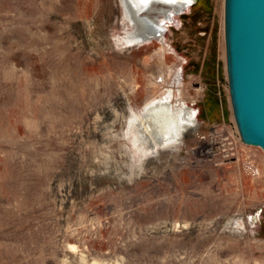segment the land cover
I'll return each instance as SVG.
<instances>
[{
	"label": "rangeland",
	"instance_id": "1",
	"mask_svg": "<svg viewBox=\"0 0 264 264\" xmlns=\"http://www.w3.org/2000/svg\"><path fill=\"white\" fill-rule=\"evenodd\" d=\"M181 11H153L168 64L129 42L121 0H0V264H264L263 151L194 153L235 124L224 0ZM149 92L193 118L145 153L130 124Z\"/></svg>",
	"mask_w": 264,
	"mask_h": 264
},
{
	"label": "water",
	"instance_id": "2",
	"mask_svg": "<svg viewBox=\"0 0 264 264\" xmlns=\"http://www.w3.org/2000/svg\"><path fill=\"white\" fill-rule=\"evenodd\" d=\"M149 1L138 16L149 12L155 0ZM154 27L151 33L159 37ZM224 41L229 98L239 137L244 145L264 153V0H224Z\"/></svg>",
	"mask_w": 264,
	"mask_h": 264
},
{
	"label": "bare ground",
	"instance_id": "3",
	"mask_svg": "<svg viewBox=\"0 0 264 264\" xmlns=\"http://www.w3.org/2000/svg\"><path fill=\"white\" fill-rule=\"evenodd\" d=\"M157 1L164 3V5L168 4L165 6L167 11L166 10L164 11L165 9L164 7L154 8V5H156L154 3L153 6L150 4L151 7L153 8H151L149 12H145L141 14V16H138L140 11L149 5L150 2L149 0H147V2H145V0H121L125 12L126 21L128 25L131 26V31L128 36L129 42L136 44L138 47L141 44L145 45V43L148 46L151 44L153 46V44L159 42L162 45V47L159 46L160 48L159 51L161 52L160 54L164 52L165 59L166 61L168 59L167 62L169 64L172 62L167 55L170 54V52H165L166 51L165 48H169V46L165 42V34L167 32L166 31L167 27H165V25L161 20L156 21V14H155L156 12L153 11L156 10H160L161 12L163 11L166 14L165 21H169L172 19L171 17L173 14H176L179 11L185 10L188 7H190V4L191 2H193V0H157ZM157 1L155 0L154 2ZM149 25H151V27ZM153 25L158 27L159 29L158 32L160 34L159 37L153 34V32L151 33V31H153L156 28ZM170 26H172V23L170 24ZM152 48L153 47H151V49ZM169 56L171 57V55ZM149 62H147L148 65L150 64ZM139 79L140 81L138 82L141 85H143L144 82H142L141 78ZM154 91L152 92L154 93ZM145 92L146 90H142L138 92L139 93L138 100L141 101L145 98V96L147 95L146 93L148 91L146 93ZM149 94L150 97L152 93L149 92ZM180 96H182V93H180ZM176 97L177 96L175 92H170L168 95L165 94V96L152 97L146 100V102L144 101L145 103H143L139 108L132 109L134 117L131 122L132 124L130 125H132L131 134L133 135V138L135 140V141L133 140V142H135V145H138V147L141 148L143 152L147 153L149 150H152V152H154L153 151L154 149L156 151L159 150L160 149L159 147L164 142L171 140V139L163 138L166 134L173 135L179 127L181 126L183 127L185 126V123H189L192 121L193 117L190 118V114L187 107H177V108L174 107L173 101ZM129 127L128 129H130ZM151 139L153 140V143L146 145L145 142Z\"/></svg>",
	"mask_w": 264,
	"mask_h": 264
},
{
	"label": "built area",
	"instance_id": "4",
	"mask_svg": "<svg viewBox=\"0 0 264 264\" xmlns=\"http://www.w3.org/2000/svg\"><path fill=\"white\" fill-rule=\"evenodd\" d=\"M243 145L236 125L221 123L210 129L202 144L194 149V153L202 162L220 166L232 160H238ZM245 169L253 178L261 176L260 168L251 160L245 162Z\"/></svg>",
	"mask_w": 264,
	"mask_h": 264
},
{
	"label": "trees",
	"instance_id": "5",
	"mask_svg": "<svg viewBox=\"0 0 264 264\" xmlns=\"http://www.w3.org/2000/svg\"><path fill=\"white\" fill-rule=\"evenodd\" d=\"M209 110H210V113L211 114H217L216 112H218V107H217V105L216 104H214V105H210L209 106Z\"/></svg>",
	"mask_w": 264,
	"mask_h": 264
},
{
	"label": "snow or ice",
	"instance_id": "6",
	"mask_svg": "<svg viewBox=\"0 0 264 264\" xmlns=\"http://www.w3.org/2000/svg\"><path fill=\"white\" fill-rule=\"evenodd\" d=\"M145 2H147V0H145Z\"/></svg>",
	"mask_w": 264,
	"mask_h": 264
}]
</instances>
